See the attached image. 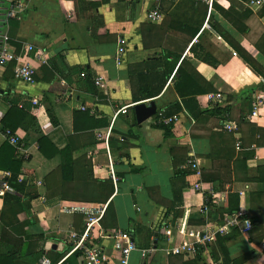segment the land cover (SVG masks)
<instances>
[{"label": "crops", "instance_id": "1", "mask_svg": "<svg viewBox=\"0 0 264 264\" xmlns=\"http://www.w3.org/2000/svg\"><path fill=\"white\" fill-rule=\"evenodd\" d=\"M251 1L209 7L164 0L162 21L149 23L152 1L23 0L26 10L10 24V37L46 51L49 60L32 63L31 85L16 81L11 66L0 67V184L20 163L18 181L35 195L7 227L0 264H84L80 251L70 254L84 218L60 207L101 204L92 202V189L110 181L95 235L109 261L114 233L125 231L136 247L128 264H223V253L232 264H264V99L250 117L256 97H264V0L259 8ZM119 38L126 48L118 64ZM206 57L210 63L201 61ZM97 76L103 90L93 85ZM208 94L221 99L211 103ZM151 104L155 112L139 122L135 107ZM217 109L237 132L222 129ZM174 116L165 138L159 119ZM7 127L20 150L6 141ZM186 145L200 176L182 166L186 175L173 171L170 147ZM13 194L0 193V214ZM237 211L251 230L217 235L196 255L171 254ZM2 229L0 222V236Z\"/></svg>", "mask_w": 264, "mask_h": 264}, {"label": "built area", "instance_id": "2", "mask_svg": "<svg viewBox=\"0 0 264 264\" xmlns=\"http://www.w3.org/2000/svg\"><path fill=\"white\" fill-rule=\"evenodd\" d=\"M125 2H131L134 0H124ZM152 1L153 5L146 11L145 19L149 23H159L162 21L163 14L160 9V2L164 0H142ZM177 1V0H167ZM209 7H212L215 0H202ZM259 0L251 1L250 8L261 7ZM26 10V5L23 0H0V67L11 66L13 78L25 85H31L34 83L35 67L33 62L40 65H46L49 56L44 50L35 48L32 44L24 41H18L11 38L8 34L9 25L12 22H19L23 13ZM69 19L70 16H67ZM126 40L119 38L116 46V58L119 64V58L125 53ZM81 77L84 78L85 74L82 73ZM93 85L98 90L105 88V82L101 76H97L93 79ZM218 99H221L220 94H208L206 100L214 103ZM264 97L257 96L256 101L252 103L251 118L257 116L259 109L262 107V100ZM35 103V102H34ZM125 113L124 109L120 110ZM178 119L177 117L159 119V123L165 126H170ZM222 129L226 132H236V125L230 122L225 116V119L221 123ZM4 136L6 141L13 146L16 150H20L21 144L19 138L10 130H4ZM107 139V135L104 137ZM240 142L237 141V147L239 148ZM182 168L193 171L197 176H200L201 171L198 168L195 160L192 157H188ZM112 180L115 181V177L112 174ZM195 191L201 190V184L197 183L193 186ZM13 193V189L8 185L7 181L1 182L0 193ZM211 193V192H209ZM226 194L221 196V200L225 201ZM107 209V204H72L63 205L60 210L64 212H70L72 214H80L83 218V232L80 236L72 235L73 246L70 254L74 252H81L84 264H128L130 255L136 250L134 242L131 236L127 232H116L112 239V250L114 252V261H109L105 256L102 247L96 242V233L100 232V221L102 220ZM206 213V209L202 211ZM205 222V220L203 221ZM236 229L240 233H246L252 229L251 222L245 218V215L240 212L227 213L223 217L221 225L215 227L207 226V229L201 232L196 237L193 243H182L171 249L173 255L191 256L196 255L202 247L213 244L217 235H224L231 230ZM40 264H51L48 259L41 260Z\"/></svg>", "mask_w": 264, "mask_h": 264}, {"label": "trees", "instance_id": "3", "mask_svg": "<svg viewBox=\"0 0 264 264\" xmlns=\"http://www.w3.org/2000/svg\"><path fill=\"white\" fill-rule=\"evenodd\" d=\"M9 29H10V33L8 31V34L10 36V35L13 34V29L14 28H13V26H11V28H10V25H9ZM192 51H193V49H192ZM237 53L240 56V58H242V60H244L246 63H248L249 67L252 70H255L251 60H249L248 58L244 57L242 54H239V52H237ZM201 61L205 62V63H210L208 57L201 58ZM214 64L215 63L213 62L211 65L214 66ZM218 111L221 112V110H218ZM223 111H225L227 113V109L226 108H224ZM221 113L224 114L223 112H221ZM226 115L227 114L223 115V120L225 119ZM164 118H167V117H164ZM160 128L164 131L165 138H170L171 137V131H170L169 127L162 125V126H160ZM6 129H8V130H10L12 132V130L9 129L8 127ZM237 129L238 128L236 127V132H237ZM262 144H264V142H262ZM259 145H261L260 142L257 143L256 146L259 147ZM187 148H188L187 145L186 146H179V147H175V146L174 147H170V157H171V163H172L173 171H174V173H178V175L180 174L181 176L186 175L185 171L181 169V166L187 160L186 158H188L187 157ZM16 167H18L16 169V171L10 170L11 175L9 177V180L7 181L8 185L13 189L14 194L10 195V196L6 195L5 198H7V200L11 201V204L10 203L7 204V201H6V204H4L5 205V209L0 214V222L3 225V229H2V232H1V236H0V242L2 240L5 241V239H7V236H6L8 234L7 227L12 226L11 224L16 223L17 219H18L17 217L21 213L27 212L30 209V202L35 197V195L28 194L27 192H25L24 184L22 182L18 181L19 171H17V170L20 168V163L17 164ZM201 178H202V180L204 182L206 181L204 179L205 177L203 175H201ZM62 180H63V182L67 181V180H65V178H62ZM99 185H100L99 187H97V188L95 187L94 191L92 189V194H94V195H92L94 197H91V198H93L92 202H94V203L95 202H99L101 204H104V203H106L109 200L110 196L113 193V185H112L111 181L109 183L108 182H100ZM83 196L81 197V199L83 201H87V200H85L86 197L85 196L83 197ZM87 199H89V197ZM107 210H108V207L106 209V212H107ZM6 242H7V240H6ZM222 260H223V264H232L233 263V261L229 260V258L227 257V254H225V253H223V259Z\"/></svg>", "mask_w": 264, "mask_h": 264}, {"label": "water", "instance_id": "4", "mask_svg": "<svg viewBox=\"0 0 264 264\" xmlns=\"http://www.w3.org/2000/svg\"><path fill=\"white\" fill-rule=\"evenodd\" d=\"M154 112H155L154 104H151L148 108L145 107L144 105H139L135 107V113L137 115L139 122L149 117Z\"/></svg>", "mask_w": 264, "mask_h": 264}, {"label": "rangeland", "instance_id": "5", "mask_svg": "<svg viewBox=\"0 0 264 264\" xmlns=\"http://www.w3.org/2000/svg\"><path fill=\"white\" fill-rule=\"evenodd\" d=\"M13 240H15V239H13ZM11 242H13L14 244H16L17 242H14V241H11Z\"/></svg>", "mask_w": 264, "mask_h": 264}]
</instances>
